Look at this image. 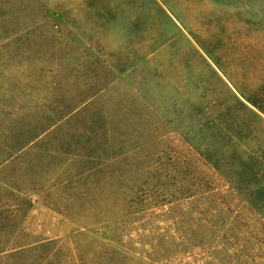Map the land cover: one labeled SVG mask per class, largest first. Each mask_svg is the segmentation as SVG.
I'll return each instance as SVG.
<instances>
[{"label":"rangeland","instance_id":"obj_1","mask_svg":"<svg viewBox=\"0 0 264 264\" xmlns=\"http://www.w3.org/2000/svg\"><path fill=\"white\" fill-rule=\"evenodd\" d=\"M0 187V264H264V0H0Z\"/></svg>","mask_w":264,"mask_h":264},{"label":"trees","instance_id":"obj_2","mask_svg":"<svg viewBox=\"0 0 264 264\" xmlns=\"http://www.w3.org/2000/svg\"><path fill=\"white\" fill-rule=\"evenodd\" d=\"M220 175L225 177V175H223L222 173H220ZM214 196H216V195H212V196L210 195L209 197L212 198ZM188 198H190V196ZM199 201H201V200H199ZM1 209H2V206L0 205V210ZM15 215H16L15 211H8V209L2 210V212H0V225L11 224L15 219ZM10 238H11V236L0 237V262L1 261H7V259L15 258V257L19 256L20 254L24 253L23 251L10 252V250L8 248ZM44 247H45V245H42L38 248H44ZM51 257L52 256L49 255L45 259H42V261H40L38 264L50 263Z\"/></svg>","mask_w":264,"mask_h":264}]
</instances>
